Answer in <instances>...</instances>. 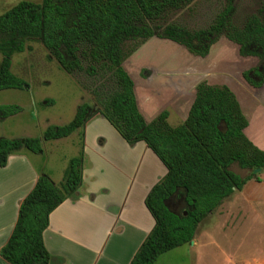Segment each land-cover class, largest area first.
Here are the masks:
<instances>
[{
  "label": "trees",
  "instance_id": "1",
  "mask_svg": "<svg viewBox=\"0 0 264 264\" xmlns=\"http://www.w3.org/2000/svg\"><path fill=\"white\" fill-rule=\"evenodd\" d=\"M197 1L20 0L0 14V90L23 88L26 82L11 70V57L28 49L29 42H39L67 74L83 73L93 95V103H80L70 121L48 125L41 137L0 136L1 167L20 149L41 153L42 140L66 137L97 113L130 145L144 142L164 165V175L144 200L154 225L129 264H153L160 254L189 244L199 224L224 199L248 180L260 181L255 169L264 170V150L244 133L248 120L227 85L198 83L187 117L176 126L167 121V110L148 122L137 106L133 80L123 62L151 37L205 56L210 45L225 36L239 45L241 56L264 57V0L239 26L232 19L233 0H223L206 27L190 29L173 19ZM258 74L256 68L243 72L257 87L263 79L254 80ZM21 110L18 104H0V119ZM83 158L81 142L59 185L41 173L20 202L16 222L0 249L10 264L50 263L43 232L50 213L65 199L78 196ZM233 164L250 173L240 175ZM174 200L179 209L171 206Z\"/></svg>",
  "mask_w": 264,
  "mask_h": 264
},
{
  "label": "crops",
  "instance_id": "2",
  "mask_svg": "<svg viewBox=\"0 0 264 264\" xmlns=\"http://www.w3.org/2000/svg\"><path fill=\"white\" fill-rule=\"evenodd\" d=\"M178 45L173 41L168 44H142L128 57L136 63L139 73L135 68L127 69L123 62L133 80L137 106L144 119L149 122L167 110V121L176 126L187 117L199 82L227 85L248 120L244 133L264 150L261 143L247 132L255 114L264 117V98L260 93L264 84L255 87L242 74L255 65L251 57L240 56L236 45V54L228 57L223 46H231L232 49L234 46L226 40L218 42L217 55L213 54V48L206 57L194 56L185 48H178L177 59L153 56L156 47ZM12 89L0 90V100H5L0 104H18L22 110L0 119V125L16 119L22 122L33 119V113L27 119L23 117L25 104L30 106L29 101L25 102V87L17 91ZM8 91H13L12 94L21 91V94L8 95L11 93ZM258 107L260 109L256 111ZM101 117L98 113L94 114L83 128L69 136L46 140L54 141L56 151L72 146L74 156L83 142L84 154L78 196L65 199L50 213L49 225L43 232V242L50 256L49 264H129L154 225L144 200L150 188L164 175L165 167L144 142L130 145ZM171 118L177 120L176 123H172ZM8 130L10 132L11 129ZM6 134L0 136L19 137L13 131ZM42 146L41 153L20 149L9 156L4 167L0 166V249L16 222L20 202L32 189L38 176L46 173L59 185L72 157L63 158L62 163L51 167L43 142ZM243 189L238 192H243ZM232 198L233 193L218 207ZM169 251L160 254L153 264H157ZM0 264L10 263L0 255Z\"/></svg>",
  "mask_w": 264,
  "mask_h": 264
},
{
  "label": "rangeland",
  "instance_id": "3",
  "mask_svg": "<svg viewBox=\"0 0 264 264\" xmlns=\"http://www.w3.org/2000/svg\"><path fill=\"white\" fill-rule=\"evenodd\" d=\"M18 1L20 0H0V14ZM261 2L262 0H233V22L238 26L241 25L247 16L256 12ZM222 7L223 0H198L190 8L175 14L173 19L190 29L202 28L208 26ZM169 42L171 41L154 37L144 43L168 44ZM217 44L215 43L212 49L214 55L219 53L216 49ZM27 47L28 49L12 55L11 69L26 82L23 86L26 94L25 102L29 101L30 106L25 104L23 117L29 118L30 113L34 116L29 121L22 122L16 119L2 123L0 135H7L6 133L13 131V134L19 137H41L43 129L48 124L62 125L70 121L79 103L84 101L93 103L91 81L83 73L67 74L39 42H29ZM157 48L153 52L154 57L156 54L159 57L177 59L178 48L184 47L178 45ZM223 49L227 51L228 57L236 54L235 46L233 49L231 46H223ZM124 62L127 69L135 68L136 73H139L133 60L127 58ZM256 66L259 67L260 73H264V58L258 59ZM254 78L258 80L259 75H254ZM8 92H11L7 93L8 95L13 96L21 94V91L14 94L13 91ZM260 93L264 98V86ZM49 99L53 102H48ZM2 101L0 100V103ZM259 109L260 107L256 111ZM102 120L111 125L105 118ZM176 121L173 120L172 123ZM11 125L13 126L10 127ZM262 126H264V117H259L257 113L252 118L247 132L252 139H256L264 147ZM8 129H11L10 132ZM42 142L51 167L62 163L63 158L75 155L72 146L56 151L54 141L42 140ZM232 169L242 176L250 173L248 170L240 169L236 164H233ZM256 176L260 181L256 178L247 181L243 192L234 191L232 200L216 208L199 224L193 242L171 249L157 264H264V170L256 172Z\"/></svg>",
  "mask_w": 264,
  "mask_h": 264
},
{
  "label": "flooded vegetation",
  "instance_id": "4",
  "mask_svg": "<svg viewBox=\"0 0 264 264\" xmlns=\"http://www.w3.org/2000/svg\"><path fill=\"white\" fill-rule=\"evenodd\" d=\"M149 39H150V38H149ZM149 39H148V40H149ZM222 40H226L227 42H230V43L236 45L237 48H238V53H239V45H238L237 43H235V42H233V41L227 39L225 36H220V37L218 38V40H216L214 43H212V44L210 45L209 50H208V53H207L205 56H199V57H206V56L210 53V51H211V49L213 48L214 44H215V43H218L219 41H222ZM145 42H146V41H145ZM141 45H142V44H141ZM141 45H140V46H141ZM179 45H180V44H179ZM140 46H139V47H140ZM180 46H182V45H180ZM139 47H138V48H139ZM182 47H184V46H182ZM138 48H137V49H138ZM184 48H185V47H184ZM137 49H136V50H137ZM185 49H186V48H185ZM136 50H135V51H136ZM186 50H187V49H186ZM135 51H134V52H135ZM187 51H188V50H187ZM188 52H189V51H188ZM189 53H190V52H189ZM190 54H192V53H190ZM192 55H194V54H192ZM239 55H240V54H239ZM194 56H198V55H194ZM240 56H241V55H240ZM242 57H251V62H253L255 65L252 66V67H250L249 69H251V68H256V69L258 70V72H259V74H258V75H259V79H260L261 77H263V79H264V73H260L259 67L256 66V65H257V61H258V59L261 60V59H263L264 57H263V58H259L258 56H242ZM255 58H256V59H255ZM257 58H258V59H257ZM255 61H256V62H255ZM249 69H247V70H249ZM245 71H246V70H245ZM243 72H244V71H243ZM242 74H243V73H242ZM243 77H244V76H243ZM253 79L256 80V79L254 78V75H253ZM259 79H258V80H259ZM263 79H262V80H263ZM245 80H246V79H245ZM246 81H247V80H246ZM256 81H257V80H256ZM201 82H205V81H201ZM247 82H248V81H247ZM199 83H200V82H199ZM206 83H207V82H206ZM248 83H249V82H248ZM249 84H250V83H249ZM261 85H262V83H261ZM261 85H260V86H261ZM24 86H25V85H24ZM196 86H197V85H196ZM260 86H258V87H260ZM255 87H256V86H255ZM195 92H196V87H195ZM79 104H80V103H79ZM79 104H78V105H79ZM48 125H50V124H48ZM48 125H47V126H48ZM55 125H57V124H55ZM47 126H46V127H47ZM46 127H45V128H46ZM45 128H44V129H45ZM44 129H43V130H44ZM68 136H69V135H68ZM66 137H67V136H66ZM62 138H63V137H62ZM58 139H59V138H58ZM171 206L174 207V208H179V207H180V203H179V201H175V200H174V201L171 202Z\"/></svg>",
  "mask_w": 264,
  "mask_h": 264
},
{
  "label": "water",
  "instance_id": "5",
  "mask_svg": "<svg viewBox=\"0 0 264 264\" xmlns=\"http://www.w3.org/2000/svg\"><path fill=\"white\" fill-rule=\"evenodd\" d=\"M259 171H260V168L255 169V172H259ZM191 242H193V240Z\"/></svg>",
  "mask_w": 264,
  "mask_h": 264
}]
</instances>
